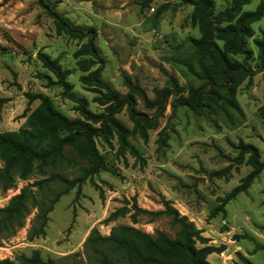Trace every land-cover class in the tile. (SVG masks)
Returning a JSON list of instances; mask_svg holds the SVG:
<instances>
[{"label":"rangeland","instance_id":"obj_1","mask_svg":"<svg viewBox=\"0 0 264 264\" xmlns=\"http://www.w3.org/2000/svg\"><path fill=\"white\" fill-rule=\"evenodd\" d=\"M44 1L73 26L96 30V45L104 59L101 77L120 96L129 94L135 84L152 101L161 93L169 96L164 107L150 108L135 95L137 110L148 119L144 122L145 137L126 107L116 114L129 129V144H123L116 133L97 136L104 168L81 188L67 190L60 182L40 188L35 182L44 177L34 175L18 179L7 192L0 189L1 208L23 189L33 193L23 225L0 233V259L26 264L25 258L39 252L44 261L55 264H91L86 248L89 236H109L121 225L151 235L162 231L174 238L178 228L166 216L151 219L141 215L135 221L129 213L110 219L117 209H132L135 203L159 211L164 209L163 200H169L202 230L206 240L197 246L218 249L208 256L211 263L234 264L241 253L254 264H264V170L247 192L227 203L226 212L215 213L252 171L246 162L248 155L239 163L237 146L242 142L256 146L264 161V63L258 58L256 45L262 38L264 16L252 25L253 35L247 40L252 55H230L244 70L228 98L221 85H206L186 66L190 60L200 71V53L194 40L202 34L193 21V5L179 0ZM213 1L215 15L232 2ZM261 1L249 0L242 10L253 11ZM86 42V38L58 32L38 0H0V98L9 99L0 106V133L27 127L29 117L41 104L39 99L31 100V94L48 96L70 119L82 118L77 104L63 89L49 85L46 76L56 77L43 66L40 52L72 70L68 77L72 91L87 100L91 111H106L109 103L100 101L105 99L104 93L81 80L101 65L97 63L87 72L81 70L78 61L89 57H76V52ZM67 154L70 162L58 172L72 180L88 163L76 150ZM58 194L44 234L35 235L41 223L38 204L48 206Z\"/></svg>","mask_w":264,"mask_h":264},{"label":"trees","instance_id":"obj_2","mask_svg":"<svg viewBox=\"0 0 264 264\" xmlns=\"http://www.w3.org/2000/svg\"><path fill=\"white\" fill-rule=\"evenodd\" d=\"M51 16L58 32L78 39H87V42L76 52V57L88 56L79 60L78 65L83 72L90 71L95 64L100 67L91 71L89 75L81 77L83 84L97 87L100 93H104V100L109 105L104 113H95L88 107L85 98L73 92V86L68 82L72 70L64 68L57 59L40 52L38 54L43 66L54 74L56 80L46 76L49 85L61 87L67 97L74 101L76 109L82 118L70 119L58 111L52 100L44 94L29 95L31 100H40V106L30 117L26 128L19 132L0 133V189L3 192L15 187L18 179H29L34 175L44 178L35 182L42 188L44 185L60 182L66 189L81 186L87 179L100 172L104 168L103 158L96 146L97 136L109 137L118 134L123 144H129V129L116 117L124 107L127 108L130 117L135 122L142 136H146L144 122L148 121L136 108V97L140 95L150 108L164 107L169 93L159 94L156 100H150L146 92L139 84L131 86L129 94L120 96L101 77L104 64L100 51L96 45V30L93 27L80 28L70 22L50 4L44 0H38ZM185 4L194 6L193 21L198 25L202 37L194 40V46L198 49L200 57L197 71L190 60L186 61L194 74L204 80L206 85L222 86V90L228 92V98L237 78L243 72L244 66L233 61L230 55L241 54L246 57L252 55L247 47V40L253 35L252 25L264 16V1L253 11H243L244 5L249 0H232L231 5L218 15L213 12V0H179ZM225 23V24H223ZM218 41L223 42L222 46ZM259 60L264 63V30L262 38L256 40ZM105 91V92H103ZM200 97L196 95L198 101ZM227 98V99H228ZM8 98H0V106L7 102ZM230 101V100H228ZM234 106L233 102H229ZM264 114V107L262 108ZM99 126H96L98 125ZM239 163L244 161L252 167V171L235 187L223 200L221 206L215 209V213L226 212L225 206L234 200L239 194L247 192L253 181L264 170V161L260 158L259 150L252 144L240 143ZM76 150L81 158L88 163L80 168V173L74 179H69L59 169H63L70 162L67 151ZM50 172V173H49ZM32 191L23 189L19 194L12 197L9 204L0 207V233L12 232L16 227L23 225V220L29 213L28 199ZM60 198V194L51 200L48 206L38 204L40 214L38 221L40 227L35 230V235L44 234V227L48 221V213ZM164 209L150 211L138 206L133 208L123 207L117 209L111 220L131 214L136 221L141 215L155 219L160 216L171 218L173 225L178 230L174 238L162 231L155 235L143 232L131 226L121 225L115 227L109 236L93 233L86 242L87 256L91 264H213L207 258L218 249L213 246H197L198 242L205 243L202 230L198 229L193 221L172 205L169 200H163ZM239 262L234 264H254L252 260L239 253ZM26 264H55L53 260L44 261L39 252L31 258H25ZM0 264H16L11 259H0Z\"/></svg>","mask_w":264,"mask_h":264}]
</instances>
